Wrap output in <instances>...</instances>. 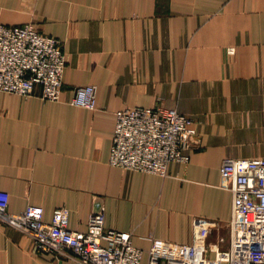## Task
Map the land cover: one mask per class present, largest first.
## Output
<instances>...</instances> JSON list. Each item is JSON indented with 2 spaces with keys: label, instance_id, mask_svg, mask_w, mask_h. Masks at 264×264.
Listing matches in <instances>:
<instances>
[{
  "label": "crops",
  "instance_id": "1",
  "mask_svg": "<svg viewBox=\"0 0 264 264\" xmlns=\"http://www.w3.org/2000/svg\"><path fill=\"white\" fill-rule=\"evenodd\" d=\"M0 22L34 24L67 56L60 101L0 92V191L11 212L40 207L50 221L67 207L69 228L84 232L104 208L105 227L143 250L191 244L196 217L215 223L209 243L229 235L222 163L264 158V0H0ZM84 86L96 88L95 110L71 104ZM157 105L196 122L189 163L172 162L167 176L112 166L116 113ZM0 264L77 262L36 253L0 222Z\"/></svg>",
  "mask_w": 264,
  "mask_h": 264
},
{
  "label": "built area",
  "instance_id": "2",
  "mask_svg": "<svg viewBox=\"0 0 264 264\" xmlns=\"http://www.w3.org/2000/svg\"><path fill=\"white\" fill-rule=\"evenodd\" d=\"M235 54V48H229ZM67 56L62 42L34 24L8 26L0 22V92L30 97L40 90L44 101L58 102L63 92ZM96 88L79 87L74 106L96 109ZM196 122L177 108L136 107L116 113L110 164L125 171L167 176L172 162L188 164L196 148ZM221 175L232 193L229 235L209 243L214 222L193 219V242L177 245L154 240L149 250L136 247L130 232L105 227V209L93 212L84 232L69 228L70 211L55 209L44 219L43 209L9 210L10 196L0 191V222L33 240L38 254H65L77 264H264V158L226 159ZM227 246L224 248L222 246Z\"/></svg>",
  "mask_w": 264,
  "mask_h": 264
},
{
  "label": "rangeland",
  "instance_id": "3",
  "mask_svg": "<svg viewBox=\"0 0 264 264\" xmlns=\"http://www.w3.org/2000/svg\"><path fill=\"white\" fill-rule=\"evenodd\" d=\"M225 248H228L227 246Z\"/></svg>",
  "mask_w": 264,
  "mask_h": 264
}]
</instances>
